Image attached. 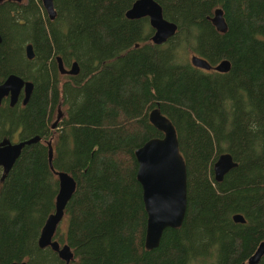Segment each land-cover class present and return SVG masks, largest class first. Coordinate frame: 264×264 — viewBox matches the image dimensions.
I'll return each mask as SVG.
<instances>
[{"label": "trees", "instance_id": "trees-1", "mask_svg": "<svg viewBox=\"0 0 264 264\" xmlns=\"http://www.w3.org/2000/svg\"><path fill=\"white\" fill-rule=\"evenodd\" d=\"M132 1H59L63 17H71L72 23L67 29L63 27L65 32L69 31L63 41L77 51L86 44L83 50L87 54L95 50L112 52L136 34V28L130 23L133 20L124 18V11ZM156 1L166 17L164 8L168 7L161 0ZM196 1L183 0L178 18L166 17L176 24V30H184L183 24L197 27L206 22ZM220 7L224 19L233 21L237 31L227 29L220 40L213 35L209 38L218 44L220 58L230 56L234 63L239 57L243 60L240 69H236V77L250 88L254 112L251 110V114L261 120L264 118V0H223ZM40 23L34 29V38L47 49L50 43L43 30V21ZM51 36L58 46L57 34L51 31ZM251 38L258 39L261 44ZM145 40L143 52L128 51L131 55L123 56L122 66L116 71L111 66L98 63L96 75L105 71L104 78L100 80L97 77L96 81L100 80L98 88L87 93L89 102L86 109L68 117L63 123L67 127L58 133L65 153L61 164L54 169L66 171L75 182V190L64 207L63 218H67V223L62 229L66 231L67 245L75 264H180L186 254L180 242L187 238L190 229H199L196 241L201 242L205 233L214 237L220 223L224 226L218 228L219 234L228 240L222 246L221 264H248L247 258L254 252V246L264 239V152L245 160L243 167L236 163L232 169L238 167L241 171L245 168L241 171L246 175L242 178V187L221 193L216 188L221 181L213 183L211 177L210 185L206 179L200 181L197 175L196 168L200 166L204 152L210 149V142L208 132L196 125L191 128L188 147L194 161L186 171L187 201L188 197H193L191 211L185 212L179 228H167L162 232L156 248L144 249L145 213L141 189L135 179L133 150L148 137L161 135L148 123V110L159 100V108L166 106L175 113L169 120L177 132L186 120L192 125L189 115L191 111L197 113L202 109L207 95L216 98L220 93L218 89L224 90L221 81H195L192 72H187L184 79L175 78L172 85L160 82L159 70L164 58L159 50L161 46L158 49L148 39ZM2 47L6 48L3 43L0 71L11 58ZM197 82H200V88L193 85ZM48 92L44 88L35 92L29 109L25 111L22 122H28V133L35 127L38 131L45 127L47 106L51 100ZM76 92L81 94L82 91ZM17 119L16 115L11 118V129L16 133L18 129L13 127L18 125ZM3 125L5 128V123ZM243 140V132H238V143L243 144ZM179 152L186 166L180 149ZM224 152L219 151L214 160ZM51 158H54L53 154ZM213 162L210 163L211 170ZM50 170L46 142H35L23 147L6 176L0 179V264L7 260H23L20 255L24 251L27 234L22 215L38 207L41 191L50 178L56 182V176H52ZM239 197L242 210H231L233 200ZM224 209L231 211L227 219L220 222ZM235 214H242L246 222H235L232 218ZM46 248L58 260L56 252Z\"/></svg>", "mask_w": 264, "mask_h": 264}, {"label": "rangeland", "instance_id": "rangeland-1", "mask_svg": "<svg viewBox=\"0 0 264 264\" xmlns=\"http://www.w3.org/2000/svg\"><path fill=\"white\" fill-rule=\"evenodd\" d=\"M71 1V0H68ZM73 1V0H72ZM223 0H197V8L201 9L203 11V14L206 17V22L202 23V26L192 27L190 25H182V28L184 30H175V33L170 36L168 39H166L165 42H163L160 45H156V47L161 46L160 52L164 55V58L162 59L163 63L160 67L159 74L160 75V82H163L165 84L172 85L173 80L175 78H182L184 79V76H188L187 72H192L194 74V80L198 81L200 79L206 80H219L222 83H224V90H219V95H216V98L210 96H206V102L202 109L199 110V112L195 113L191 111L189 117L191 118V124L187 122L184 125H181L179 130L177 131V138H178V147L183 154L185 160H186V168L188 171L189 166L193 163L194 159L191 157V150L188 149L189 145L191 144V128L193 126H200L204 128L209 135V142H210V149L206 152H204V156L201 157L200 166L197 167L198 176L200 177V181L207 180L208 183L211 185V177H212V170L210 163L213 162L215 155L219 151H225L228 152L240 165V167L245 166V160L252 158L253 156H258V154H261L264 152V118L263 119H256L253 114H251V110L253 112V106H252V99L253 96L250 93V88H248L245 84V82H239L236 77V69H240V66L243 64V60L239 57L236 59L234 63V58L224 55L227 57V60L229 59L231 63L230 68L227 72L215 74L211 72L210 74H206V72H203L201 70L195 69L190 65V56L195 54L201 58H204L210 66H213L215 64L214 62L219 57L220 50L218 48V44H215V41L211 38H209L211 35L215 36L218 40L223 38V34L226 32L227 29L232 30L234 32L237 31L233 21H230L228 19H225L226 23V30L225 32H219L215 33L213 26L209 22V18L212 16V10L216 7H220L222 5ZM57 4V1H55ZM59 2V0H58ZM161 3H163L164 6L171 8H164V15L168 18H178V11L180 8V5L182 4L183 0H161ZM36 3V1H35ZM170 5V6H167ZM198 4H200V8L198 7ZM179 5V6H178ZM176 6V7H174ZM173 9V10H172ZM24 13L27 16V27L25 29V33H29L32 25L33 16L27 10L24 11ZM165 17V18H166ZM166 18V19H168ZM44 18L41 17V19H38L39 23L40 21H43ZM169 20V19H168ZM172 21V20H170ZM68 26H71V17L65 19L64 21ZM83 21L80 23L82 24ZM131 25H134L136 28V34L129 40H127L125 43H121V46L118 48H115L112 52H105L101 50H95L90 51V54H87L83 48L86 49L87 45L81 47L80 50L77 51L78 58L81 63H83V68L85 70H88L89 68H94V66L98 65V63H94V59H90L92 56L93 58H105L106 63H104L106 66H111L114 68V70H118L123 63V57L124 54V47L128 46V49H131V43L132 42H138L143 39L148 38L151 35V27L148 24V18L142 17L136 20H133ZM73 26L75 27V21L73 23ZM235 28V29H233ZM14 29V21L10 20L6 16L3 15L2 17V24H1V33L6 34L7 32H10ZM12 35L15 34L14 31L11 33ZM48 36V40L50 43V46L54 47L55 43L52 39L51 34L47 31L46 32ZM65 34L63 32L57 33V43H61L63 39V35ZM209 35V36H208ZM237 33H234V36H236ZM209 39V40H208ZM253 41L260 43L258 39L251 38ZM88 43L90 42L87 41ZM21 43L20 38L18 37H12L8 39L4 45L6 53L11 56V49L18 48ZM122 48V49H120ZM144 47L139 46L138 50L139 52H143ZM136 52V51H135ZM131 54H127L126 56H130ZM125 58V57H124ZM116 59V61H115ZM228 60V61H229ZM112 62V63H111ZM254 63V62H253ZM6 67H1V76L4 75L6 72H12L15 73V64L11 63H4ZM103 64V63H100ZM26 66L31 67L32 64H27ZM47 69L50 74H53L52 71V64L48 63ZM105 71H102L98 74L100 77V80H102L105 76ZM54 77V75H53ZM59 80V81H58ZM88 81L86 83V90L83 89L81 94L76 92L70 93V104L69 100L62 102L60 98L56 101L57 104H61V108H59V112L62 113V115H65L66 118L75 115L77 111L85 110L87 103L89 102V96L87 93L90 91L92 93L95 89L98 88L99 81ZM62 81L64 82V78H57V82L54 84L58 89H60L62 85ZM197 88H200V82L193 83ZM250 85V84H249ZM68 88L63 89V98L64 96H67ZM177 90V89H176ZM48 97L50 96L52 98L53 95V89L50 87L48 90ZM179 91V90H178ZM74 95V97H73ZM252 98V99H251ZM158 104L159 107V100L155 101ZM215 103V105H214ZM155 105V103H153ZM214 105V106H213ZM160 111L166 115L168 118H173V114H175L173 111H171L168 107L164 106L162 108H159ZM173 112V113H172ZM13 115L17 114V112H12ZM254 113V112H253ZM264 113V112H263ZM56 112L53 110L52 112H49L48 120L46 119V125L43 126L40 130H42L40 133L43 135V138L52 137L53 143L55 145L54 147V158L51 161L52 168H58L59 163L62 161V155L65 153V149H62L61 147V141L62 139H58V133L61 129V125H56L54 128H50V121L54 118ZM12 115L7 114L6 110L2 109L0 106V136H1V126H3V123H1V120L3 119L5 123V128L7 130H11L12 122L11 117ZM176 124V123H175ZM24 127H28V125L25 123ZM45 128V129H44ZM20 129V128H19ZM17 130L18 137L21 138L28 134L27 131H20ZM243 132L244 140L243 144L238 143V132ZM263 134H262V133ZM11 133V139L12 141L17 140L16 139V132L12 131ZM9 136V134H8ZM64 137V136H63ZM65 139V138H64ZM263 142V143H262ZM243 145V146H242ZM245 145V147H244ZM250 147V149H249ZM61 164V163H60ZM245 169V168H243ZM242 169V170H243ZM199 170L201 173H199ZM241 170V171H242ZM241 171L236 167L235 169H232L229 171L219 185H217V191H220L221 193H226L230 190H233L235 188H241L242 187V178L243 176L246 177V175H243ZM206 174V175H205ZM47 180V179H46ZM48 181V180H47ZM214 185V190H215ZM51 187V189H50ZM57 188V181H53L52 178L49 179V181L45 184L43 187L40 197H39V205L36 209L28 210L23 215L22 218L25 220V228H26V240L24 244V251L20 255V257L23 259V261H26L27 264H37L38 261L41 262V264H61L59 258L58 260L54 258V256L47 250V248H39L36 245V238L39 233V230L46 218V216L53 211V200ZM195 193V192H194ZM193 199L192 195L191 197H188V201L186 204V212L190 213L193 203L191 202ZM240 197L237 200H233L234 204L231 210L233 209H240L241 208V201ZM230 210V211H231ZM242 210V209H240ZM224 209L222 214L220 215V222L223 219H227L228 212ZM64 215V214H63ZM225 216V217H224ZM67 223V218L62 216L61 221L59 222L57 228H55V233L53 234V237L56 238L57 242L62 245H67L69 241L67 238L66 231L62 230L64 229L65 225ZM60 226V227H59ZM223 224H219L218 228H223ZM217 231L214 235V237L209 236L207 233H205L203 240L196 241V239H199L198 237V230H195L193 228L190 229V232L185 240H182L180 243L182 247H184V251L186 254H184L183 260L180 264H221V257H222V246L228 242V240L225 238L226 236L223 234H219V231ZM58 232V233H57ZM63 235V237H62ZM63 238V240H61ZM258 239V238H257ZM256 239V240H257ZM212 256V257H210ZM33 258H36L33 260ZM259 263L257 264H264V256L259 259ZM9 260L5 261L3 264H7ZM69 264H75L74 256L72 257V261Z\"/></svg>", "mask_w": 264, "mask_h": 264}, {"label": "water", "instance_id": "water-1", "mask_svg": "<svg viewBox=\"0 0 264 264\" xmlns=\"http://www.w3.org/2000/svg\"><path fill=\"white\" fill-rule=\"evenodd\" d=\"M43 9L49 18L53 17L51 0H41ZM147 17L152 33L149 37L152 44L159 45L172 36L176 30V24L163 18L161 7L155 0H133L130 6L124 11L125 19H138ZM211 25L217 32H225L226 23L220 7L212 10L209 18ZM30 45L26 46L27 56H31ZM190 65L208 70L210 64L196 55L190 57ZM76 63H72V68L68 71L74 74ZM216 72L224 73L230 68L229 61L224 58L212 66ZM32 88V83L23 81L15 74H8L0 81V104L3 96H9L12 105L19 92L22 90L24 103ZM148 123L161 133L160 136L148 137L140 146L133 150L136 162L135 179L141 189V199L145 213V225L143 246L145 250L153 249L165 228H178L186 212V169L185 163L178 151L177 132L169 118L161 113L158 104L155 103L147 112ZM56 121L52 123L54 127ZM38 135H33L27 139L12 142L7 138L0 140V168L1 176L4 178L19 157L24 146L39 141ZM47 145V161L51 166L52 148ZM235 161L229 153L224 152L217 155L212 163V182H220L223 176L236 166ZM57 188L53 200V211L49 213L41 228L37 238L39 248L49 247L56 252L60 260L69 261L71 254L67 245L59 244L53 240L55 228L59 224L64 207L75 190V182L72 177L63 170H54ZM236 222H243L240 214L232 216ZM264 254V240L257 243L254 252L247 258L248 264H256ZM7 264H27L23 260H12Z\"/></svg>", "mask_w": 264, "mask_h": 264}, {"label": "flooded vegetation", "instance_id": "flooded-vegetation-1", "mask_svg": "<svg viewBox=\"0 0 264 264\" xmlns=\"http://www.w3.org/2000/svg\"><path fill=\"white\" fill-rule=\"evenodd\" d=\"M35 1H36V3H35ZM55 1H57V4ZM59 1H61V0H59ZM51 4H52V9L54 11V14H53L52 18H49L48 14L46 13V11L43 9V7L41 5V0H0V51H1V44L2 43L4 44L8 39L12 38L13 36L20 38L21 43H20L19 47L10 50L11 51V56H10L11 58H10L9 63H17V64H15V71L16 72L15 73L11 72V73L17 75L23 81H28V82L32 83V88L30 90V94L24 103L22 102L23 97H24L22 90L19 92V96L17 97V99L15 100V102L12 105H10V100H9L8 95L3 96L1 99V104H0L1 110L2 109L6 110L7 114L9 113V115H12V116H13L12 112H14V111L17 112V114H14V116L15 115L18 116V119L16 120L18 122V125L14 126L13 129H16V128L19 129L20 128L19 130L22 132L27 131V130L29 131L28 127H26V128L24 127L22 119L25 118V111H27V109H29V107H30L29 103H30L32 97L35 95V92H37L38 90H40L42 88H44L46 92L49 90L50 87L53 89L54 97L51 98V100L49 101V105H48L49 107L47 106L48 113L45 117L44 123L46 125V119L48 120L47 117L49 115V112H52L54 110L56 112V114H55L54 118L50 121V128H54L56 125H61V129L59 130V132H60L61 130L64 131V129L67 127V126L63 125L64 121H66L67 118L65 117V115H62V113L59 112L60 111L59 108H61L62 105L56 103L58 98H60L64 104V102L69 100L71 91L72 92H76L77 90L82 91L83 89L86 88V83L88 81H95L97 79V77H99L96 75L97 71H95V68L98 69V65L94 66V68H89L88 70H85L83 68V66H84L83 63H81L79 58H78L77 50L71 49L70 46L67 43H65V41H63L69 33V31L65 32L63 27H65V29H67V28H69V26L64 22L65 21V18L63 17L64 13H62L63 11L60 9V3L58 2V0H51ZM160 7H161V5H160ZM25 10H27V12H29L33 16L32 25H31V29H30L29 33H25V29H26L27 23H28L27 16L24 13ZM161 12H162V8H161ZM222 12H223V9H222ZM3 15L6 16L7 18H9L10 20L14 21V29L12 31H14L15 34L12 35L11 34L12 31L7 32L6 34L1 33V24H2ZM44 16H45V19H43L42 26H43V30H45V32L48 31L50 34H51V31H54L56 34L58 32L65 33V34H62L63 39H62L60 44L58 43V46L55 44L54 47L50 46L47 49H46V47L43 48L42 47L43 45L40 44V41H35V38H34V35H35L34 29L39 24L38 19H41V17L44 18ZM162 16H163V13H162ZM163 18H165V17L163 16ZM128 20H130V19H128ZM132 20H136V19H132ZM209 22H210V20H209ZM210 24H211V22H210ZM151 33H152V29H151ZM149 37L146 39H148V42H150L152 44ZM146 42H147V40H145V39L138 41V42H132L131 43V49H128V46L124 47V49L126 51H124V54L122 55V57L129 54L131 52L130 50H136L137 51L140 45L144 47L146 45ZM27 45H30V47H31V49H30L31 50V53H30L31 56L30 57L27 56V51H26ZM153 45H155V44H153ZM128 51H130V52H128ZM193 55H195V54H193ZM90 59H94V63H106L105 58H99V60H98L97 58L91 57ZM221 59H224V58L218 57L214 63L215 64L218 63ZM115 61H116V59H115ZM29 63L32 64L31 67L26 66ZM48 63L52 64L53 74H50L48 69H47ZM72 63H76V67H75L76 72L74 74L68 73V71L72 68ZM215 64H213V65H215ZM0 65H1V60H0ZM195 69L206 72L207 74H210L211 72H213L215 74H219L213 70L212 66L208 70L199 69V68H195ZM8 74H10V72H6L4 75L1 76V71H0V81L3 78H5ZM53 75H54V77H53ZM48 77H49V82L47 84ZM57 78H62V80L64 78V82L62 81V85H61L60 89H58L56 87V85L54 84V82L55 83L57 82ZM64 88H68L69 90L67 92V96L66 97L64 96V98H63V89ZM78 95H79V93H78ZM154 103H156V102H154ZM69 104H70V100H69ZM153 106H151V107H153ZM12 116L10 117V119L12 118ZM55 121H56L55 126L51 127L52 123ZM1 123H4L3 119L1 120ZM27 124H28V122H27ZM46 127H47V125H46ZM12 131H7V129L4 128V125L1 126L0 140L2 138H7L10 141H12L11 136H10L11 133H9ZM41 131H38L37 127H35V129L33 131L29 132L27 135H25L21 138H19L18 134L16 133V135H17L16 139L17 140L12 141V142L27 139L29 137H32L33 135H38L40 138H39V141H37V142H46V143L49 142V144L51 145V148H52V145L55 147L52 137L50 136L48 138H43L42 137L43 135H41V133H40ZM8 134H9V136H8ZM54 147H53V151H52L53 156H54ZM51 161H52V158H51ZM54 170L55 169H53V168L50 170L51 171L50 173L52 176H55ZM0 176H1V169H0ZM241 217L243 218V222H240V223L244 224L246 222V219L242 214H241ZM52 239L56 240L54 237H52ZM261 240H264V239H261ZM255 247L256 246H254L253 250L255 249Z\"/></svg>", "mask_w": 264, "mask_h": 264}, {"label": "bare ground", "instance_id": "bare-ground-1", "mask_svg": "<svg viewBox=\"0 0 264 264\" xmlns=\"http://www.w3.org/2000/svg\"><path fill=\"white\" fill-rule=\"evenodd\" d=\"M177 145H178V140H177ZM178 151H179V147H178ZM180 153V152H179ZM182 156V155H181ZM183 158V157H182ZM184 160V159H183ZM233 160V159H232ZM185 163V162H184ZM185 169H186V166H185ZM231 170V169H230ZM225 176V175H224ZM223 176V177H224ZM223 179V178H222ZM186 180H187V175H186ZM222 181V180H221ZM186 203H187V198H186ZM185 216V215H184ZM184 219V218H183ZM61 221V220H60ZM182 222H183V220H182ZM236 222V221H235ZM182 224V223H181ZM181 226V225H180ZM168 228V227H167ZM167 228H165V229H167ZM179 228V227H178ZM165 229H163V231L165 230ZM173 229V228H172ZM176 229V228H175ZM162 231V232H163ZM161 235H162V233H161ZM161 235H160V238H161ZM160 238H159V240H158V243H157V245L154 247V248H156L157 246H158V244H159V241H160ZM67 248H68V251L70 252V254H71V257H70V259H69V261L68 262H66L65 260H62V261H64V263L65 264H69V262L71 261V259H72V257H73V253H72V251H71V249H70V247L67 245ZM153 248V249H154ZM53 251V250H52ZM55 252V251H54Z\"/></svg>", "mask_w": 264, "mask_h": 264}]
</instances>
